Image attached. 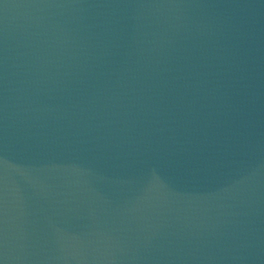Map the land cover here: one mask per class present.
Instances as JSON below:
<instances>
[{
	"label": "water",
	"instance_id": "obj_1",
	"mask_svg": "<svg viewBox=\"0 0 264 264\" xmlns=\"http://www.w3.org/2000/svg\"><path fill=\"white\" fill-rule=\"evenodd\" d=\"M258 0H0V264H71Z\"/></svg>",
	"mask_w": 264,
	"mask_h": 264
}]
</instances>
